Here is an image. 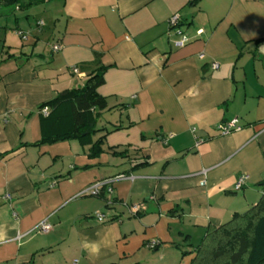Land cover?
<instances>
[{
    "label": "crops",
    "instance_id": "1",
    "mask_svg": "<svg viewBox=\"0 0 264 264\" xmlns=\"http://www.w3.org/2000/svg\"><path fill=\"white\" fill-rule=\"evenodd\" d=\"M97 63L101 153L78 140L32 146L70 132L67 106L57 121L40 106L83 87ZM233 119L241 129L220 136ZM100 182L99 197L79 196ZM262 195L264 0L0 4V264H190L208 226ZM43 221L47 234L28 233Z\"/></svg>",
    "mask_w": 264,
    "mask_h": 264
},
{
    "label": "trees",
    "instance_id": "2",
    "mask_svg": "<svg viewBox=\"0 0 264 264\" xmlns=\"http://www.w3.org/2000/svg\"><path fill=\"white\" fill-rule=\"evenodd\" d=\"M44 1L0 0V4L27 11ZM105 71L106 68L97 63V68L88 75L83 87L64 91L40 106V110L46 107L52 110L46 116L52 121H57L53 112L61 105L67 106L72 126L70 132L43 138L32 146L78 140L83 145L91 143V156L101 153L103 137L94 142L90 139L98 132L96 123L99 113L107 107L106 99L97 92L103 85ZM194 253L190 264H264V195L245 213L234 214L220 226H208Z\"/></svg>",
    "mask_w": 264,
    "mask_h": 264
},
{
    "label": "built area",
    "instance_id": "3",
    "mask_svg": "<svg viewBox=\"0 0 264 264\" xmlns=\"http://www.w3.org/2000/svg\"><path fill=\"white\" fill-rule=\"evenodd\" d=\"M178 22H179V18L177 15L175 16H172L169 21H168V24H169V28L170 30L174 31V33L179 36L180 38V43L184 44L188 41V39L182 35V33L180 32L179 28H178ZM200 32V31H199ZM198 32V33H199ZM53 52H57L59 50V46L55 45L53 46L52 48ZM212 68L213 69H216L217 68V65L214 63L212 64ZM72 72L73 73H76V69H72ZM48 108H43L40 110V113L44 116H47L48 114ZM241 129V126L239 125V122L236 120V119H233V120H230V121H226V122H222L220 124H218L216 126V132L220 135V136H225V135H229L233 132H238L239 130ZM171 138V136H166L165 138H161L160 139V143L162 145H166L168 140ZM200 144V141H198L196 143V145ZM125 179L124 176L122 175H119V176H116L114 177L113 179H111L110 181L112 182L113 180H123ZM131 179V178H129ZM110 182V183H111ZM244 182H245V177L244 176H241L235 187H234V190L239 192L243 185H244ZM107 183L105 182H100V183H95L94 185H92L91 187H89L87 190H85L84 192H82L79 196H83V195H86V196H94V197H98L100 195V190L102 187L106 186ZM107 192L108 193H111V189H107ZM136 212V207L135 206H132L130 208V213L131 214H135ZM95 219L100 222V223H105V218L102 214H96L95 216ZM51 227L50 225L46 222V221H43L41 223H39L37 226H35L30 232L28 233H35V234H47L49 231H50ZM19 237V236H18ZM20 238V237H19ZM156 246V243H150L147 245V247L149 249H153L155 248Z\"/></svg>",
    "mask_w": 264,
    "mask_h": 264
},
{
    "label": "clouds",
    "instance_id": "4",
    "mask_svg": "<svg viewBox=\"0 0 264 264\" xmlns=\"http://www.w3.org/2000/svg\"><path fill=\"white\" fill-rule=\"evenodd\" d=\"M2 239H3V236L0 235V240H2ZM94 251H97L98 252V248L94 249Z\"/></svg>",
    "mask_w": 264,
    "mask_h": 264
}]
</instances>
